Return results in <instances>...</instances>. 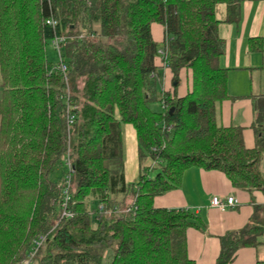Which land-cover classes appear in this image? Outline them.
<instances>
[{"label": "trees", "instance_id": "16d2710c", "mask_svg": "<svg viewBox=\"0 0 264 264\" xmlns=\"http://www.w3.org/2000/svg\"><path fill=\"white\" fill-rule=\"evenodd\" d=\"M239 1L0 0V264H20L41 233L48 237L32 264H197L187 230L199 216L157 207L155 197L179 188L192 166L220 170L234 187L264 194V99L252 148L243 127L219 119L230 95L216 5L227 2L234 22ZM50 16L56 30L46 23ZM154 23L165 27L174 81L191 71L185 95L177 85L159 91ZM55 33L69 37L67 81L48 59ZM260 41L251 46L261 49ZM158 99L167 107L156 111L150 102ZM125 123L137 132L134 183L125 174ZM66 160L73 216L62 219ZM59 163L63 172L54 178ZM263 236L260 203L244 227L220 236L215 264L258 248Z\"/></svg>", "mask_w": 264, "mask_h": 264}, {"label": "crops", "instance_id": "0c3cea01", "mask_svg": "<svg viewBox=\"0 0 264 264\" xmlns=\"http://www.w3.org/2000/svg\"><path fill=\"white\" fill-rule=\"evenodd\" d=\"M239 4V19L234 22L227 20V2L216 5V17L220 21L219 35L225 41V54L221 64L229 69L230 95L221 103L219 119L223 126L243 127L245 145L252 148L256 144L253 125L258 119L264 99V0H240ZM152 33L161 47L165 38V27L154 23ZM254 38L261 40L257 43L261 49L251 46ZM156 64L159 68L157 78L160 91L174 92V74L171 68L165 66L159 56ZM188 71L183 69L180 77L183 73L188 76ZM190 87L187 84L185 94ZM185 94L178 93L181 96ZM122 131L126 180L134 183L140 172L137 132L130 123L123 124ZM216 195L234 196L238 199L237 205L226 210L214 207L212 198ZM260 203H264V194L261 191L251 193L236 188L224 172L198 166H192L185 171L179 188L154 199L157 207L187 209L199 216L198 225L187 230L189 255L197 264H215L221 249L220 236L227 231L244 227L254 212L255 204ZM258 260H262L259 259V248L243 247L238 250L236 259L230 264H257Z\"/></svg>", "mask_w": 264, "mask_h": 264}, {"label": "built area", "instance_id": "2783aa9c", "mask_svg": "<svg viewBox=\"0 0 264 264\" xmlns=\"http://www.w3.org/2000/svg\"><path fill=\"white\" fill-rule=\"evenodd\" d=\"M50 3L52 0H48ZM46 23L51 26L54 30H56V27L58 25V19L55 16H50L46 19ZM68 36L66 35H60L58 33H55L54 37L51 39V44L55 51L57 52L59 56V63L57 64V68L62 72V74L65 77V80L68 79V64L65 61V57L63 55V44L68 40ZM158 56L161 58L163 64L165 66H169V45H168V39L166 38L165 42L162 44V46L158 50ZM156 75V74H155ZM163 108L167 107V104L165 101L162 103ZM67 121L68 126L70 127L74 123V115L71 113L70 108L68 107L67 110ZM164 128H166L168 131L171 130V126L164 123ZM66 165L68 166V173L66 174V181L64 186V201L62 204V210H61V218H70L73 216L72 210L69 208V201H70V195H69V188L72 184V165L70 160H66ZM238 199L234 196H214L212 198V206L217 207L221 210H226L228 208L234 207L237 205ZM48 237V233H42L34 238L32 243V249L27 258H25L20 264H32L33 259L37 255L40 248L45 243L46 239Z\"/></svg>", "mask_w": 264, "mask_h": 264}, {"label": "rangeland", "instance_id": "374dc122", "mask_svg": "<svg viewBox=\"0 0 264 264\" xmlns=\"http://www.w3.org/2000/svg\"><path fill=\"white\" fill-rule=\"evenodd\" d=\"M48 59H49V61H50L52 66L57 65L59 63V56H58L57 52L55 51V49L53 48L51 43H49V45H48ZM191 76H192L191 75V71H188V76H187L186 73H183L181 75L179 81H174V78H173V86H174L175 82L178 83L177 87H176V91L179 94H185V92L187 91L186 90L187 84H188V87L191 86ZM1 84H2V76H1V73H0V92H1ZM158 88H159V91H160L161 87H158ZM150 107L153 110H156V111L161 110L162 109L161 101L159 99L151 101L150 102ZM71 127H72V125L70 127L68 126V131L69 132L71 130ZM262 168L264 170V158H263V161H262ZM62 172H63V167H62L61 163H59V164H57L55 166V168H54V170L52 172V177L55 178L56 176H60L62 174ZM154 173L155 172H153L152 175H154ZM263 240H264V237H263ZM258 248H259V259L264 260V244L260 245Z\"/></svg>", "mask_w": 264, "mask_h": 264}, {"label": "water", "instance_id": "95a60500", "mask_svg": "<svg viewBox=\"0 0 264 264\" xmlns=\"http://www.w3.org/2000/svg\"><path fill=\"white\" fill-rule=\"evenodd\" d=\"M178 83L177 82H175L174 83V86H176ZM174 110V108L172 107L171 109H170V111L172 112Z\"/></svg>", "mask_w": 264, "mask_h": 264}]
</instances>
